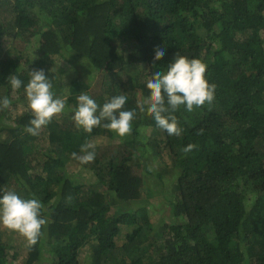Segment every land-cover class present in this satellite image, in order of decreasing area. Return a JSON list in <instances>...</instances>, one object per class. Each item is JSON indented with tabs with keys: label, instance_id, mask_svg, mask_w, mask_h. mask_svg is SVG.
<instances>
[{
	"label": "trees",
	"instance_id": "trees-1",
	"mask_svg": "<svg viewBox=\"0 0 264 264\" xmlns=\"http://www.w3.org/2000/svg\"><path fill=\"white\" fill-rule=\"evenodd\" d=\"M4 39L26 47L2 52ZM157 46L166 52L154 60ZM175 53L206 63L215 92L180 105L182 131L169 135L139 105ZM40 69L69 116L32 135L23 85ZM82 91L100 105L126 91L131 132L78 127ZM4 96L0 193L38 199L46 223L34 244L0 225V264H264V0H0Z\"/></svg>",
	"mask_w": 264,
	"mask_h": 264
},
{
	"label": "clouds",
	"instance_id": "clouds-1",
	"mask_svg": "<svg viewBox=\"0 0 264 264\" xmlns=\"http://www.w3.org/2000/svg\"><path fill=\"white\" fill-rule=\"evenodd\" d=\"M165 46H157L154 51V60L163 57ZM207 65L198 58H189L175 53L166 70L157 69L147 80V87L151 89L150 97L139 106H146L157 123L169 135H180L182 129L173 112L184 105L191 111L194 106L211 104L214 99L215 85L210 84L205 77ZM9 84L13 89H20L23 82L19 77L11 76ZM28 108L33 114L30 126L26 131L36 135L38 130L47 125L55 114L65 109V100L54 98L50 91V79L44 70L31 71V78L23 85ZM77 96L76 107L73 110V120L78 127L91 132L94 127L102 126L124 136L132 130V121L135 118L134 110H122L128 97L126 95L113 96L103 105L98 104L87 91ZM11 100L0 97V110L10 106ZM94 146L85 144L81 151L83 162L94 159L95 153L88 151ZM193 145L185 149L190 150ZM42 204L38 199H26L14 191L0 193V225L23 235L30 244L36 242L46 219L41 215ZM16 240V238H15ZM16 242V241H15Z\"/></svg>",
	"mask_w": 264,
	"mask_h": 264
},
{
	"label": "rangeland",
	"instance_id": "rangeland-1",
	"mask_svg": "<svg viewBox=\"0 0 264 264\" xmlns=\"http://www.w3.org/2000/svg\"><path fill=\"white\" fill-rule=\"evenodd\" d=\"M45 24H43V23H41V29L40 30H44L45 28H43V27H45L44 26ZM23 47H26V44L24 43V42H22V41H15V43L14 44H12V43H10V40L9 39H4V41H2V52L3 51H6V50H9V48L11 49H13V48H17V49H22ZM66 70V72H69L70 73V71H69V67L68 68H66L65 69ZM81 70L82 69H80L79 70V72H78V75H83V76H86V77H89L91 74H93V72H88V73H84V74H81ZM119 78H120V80H119V82H121V84L124 82V79H125V77H124V75H123V73H120L119 74V76H118ZM124 93V95H126L127 97L129 96V95H127V92L125 91V92H123ZM13 96L15 95V94H12ZM12 98H15V97H12ZM76 101H77V99H76ZM21 107V106H20ZM20 110H22V109H20ZM65 110V113H67V115L66 116H69V111L68 110H66V109H64ZM28 111H30L29 109H28ZM17 112V111H16ZM43 132V131H42ZM42 135H41V137H40V145L41 146H43L42 147V150H47V147H45V142H44V144H43V141H42V139H44L45 138V134H44V132L43 133H41ZM99 142V140L97 139L96 140V144ZM40 147V146H39ZM89 184V183H88ZM111 206H112V209H113V211L114 212H116V213H121V212H123L124 211V209H122V208H120V207H118L117 206V204H111ZM151 212H152V214L151 215H153V213H155V216H153V218H155V217H157V216H160L161 214H166V210L167 209H158L157 207H152L151 205H149L148 207H147ZM160 210V211H159ZM157 213H158V215H157ZM160 217H162V216H160ZM166 220H168V219H166ZM2 228H4V226H1ZM18 242L16 241V242H14L13 243V245L14 246H17L18 244H17ZM14 247H12L9 251H10V253L12 252V249H13ZM20 257V256H19ZM81 261H83V257H81V259H80ZM236 262V261H235Z\"/></svg>",
	"mask_w": 264,
	"mask_h": 264
}]
</instances>
